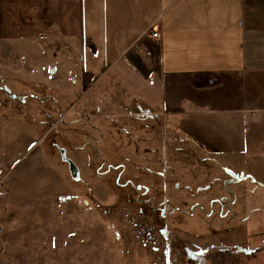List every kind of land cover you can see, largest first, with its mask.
I'll return each instance as SVG.
<instances>
[{
	"label": "rangeland",
	"instance_id": "1",
	"mask_svg": "<svg viewBox=\"0 0 264 264\" xmlns=\"http://www.w3.org/2000/svg\"><path fill=\"white\" fill-rule=\"evenodd\" d=\"M77 58L72 41L0 42V264H264L259 153L201 162L102 141L82 121L97 114Z\"/></svg>",
	"mask_w": 264,
	"mask_h": 264
},
{
	"label": "crops",
	"instance_id": "2",
	"mask_svg": "<svg viewBox=\"0 0 264 264\" xmlns=\"http://www.w3.org/2000/svg\"><path fill=\"white\" fill-rule=\"evenodd\" d=\"M42 38L74 42L80 98L97 114L82 121L102 141L201 162L259 153L264 169V0H0V42Z\"/></svg>",
	"mask_w": 264,
	"mask_h": 264
},
{
	"label": "built area",
	"instance_id": "3",
	"mask_svg": "<svg viewBox=\"0 0 264 264\" xmlns=\"http://www.w3.org/2000/svg\"><path fill=\"white\" fill-rule=\"evenodd\" d=\"M147 36L150 39H153V40H158L159 39V33H158V31H155V30H152V31L148 32ZM227 174L229 175V173H227Z\"/></svg>",
	"mask_w": 264,
	"mask_h": 264
},
{
	"label": "water",
	"instance_id": "4",
	"mask_svg": "<svg viewBox=\"0 0 264 264\" xmlns=\"http://www.w3.org/2000/svg\"><path fill=\"white\" fill-rule=\"evenodd\" d=\"M64 160H66L68 162V164H69V166L71 168V171L75 174L76 172H75V166H74V164L71 163V161L65 159V157H64Z\"/></svg>",
	"mask_w": 264,
	"mask_h": 264
}]
</instances>
